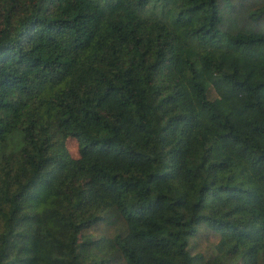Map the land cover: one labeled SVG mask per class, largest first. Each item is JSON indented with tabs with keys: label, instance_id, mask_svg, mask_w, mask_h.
<instances>
[{
	"label": "trees",
	"instance_id": "obj_1",
	"mask_svg": "<svg viewBox=\"0 0 264 264\" xmlns=\"http://www.w3.org/2000/svg\"><path fill=\"white\" fill-rule=\"evenodd\" d=\"M0 264H264V0H0Z\"/></svg>",
	"mask_w": 264,
	"mask_h": 264
},
{
	"label": "rangeland",
	"instance_id": "obj_2",
	"mask_svg": "<svg viewBox=\"0 0 264 264\" xmlns=\"http://www.w3.org/2000/svg\"><path fill=\"white\" fill-rule=\"evenodd\" d=\"M65 148L72 157L77 156V144L72 138H66L64 141Z\"/></svg>",
	"mask_w": 264,
	"mask_h": 264
}]
</instances>
